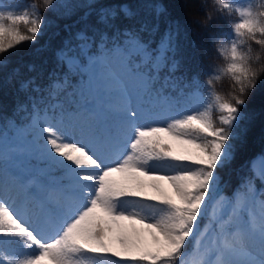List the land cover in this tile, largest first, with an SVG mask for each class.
I'll use <instances>...</instances> for the list:
<instances>
[{
	"label": "snow or ice",
	"instance_id": "1",
	"mask_svg": "<svg viewBox=\"0 0 264 264\" xmlns=\"http://www.w3.org/2000/svg\"><path fill=\"white\" fill-rule=\"evenodd\" d=\"M85 3L95 24L55 51L46 82L19 68L0 82L17 93L12 116L0 104V264H185L189 239L196 251L205 236L200 264H264V157L232 197L219 195V170L252 119L248 98L264 84V4L201 0L212 55L191 71L163 0L151 19L130 0ZM53 4L0 7V70L11 50L36 42ZM222 75L230 99L215 91ZM205 216L211 234L198 232ZM15 244L27 254L9 255Z\"/></svg>",
	"mask_w": 264,
	"mask_h": 264
},
{
	"label": "trees",
	"instance_id": "2",
	"mask_svg": "<svg viewBox=\"0 0 264 264\" xmlns=\"http://www.w3.org/2000/svg\"><path fill=\"white\" fill-rule=\"evenodd\" d=\"M28 3H35L43 9V0H26ZM96 6L101 7L118 2V0H95ZM136 7L141 9L142 19H151L150 6L155 0H130ZM168 6L169 19L177 22L180 26L178 37V58L181 59L185 68L197 71L200 65L210 62L212 49L207 45V38L201 24L207 8H201V0H163ZM247 3L256 5L264 4V0H247ZM85 0H54L53 6L44 12L45 28L35 43H26L11 50L6 59V66L0 70V82L7 79L13 69L19 68L21 78L38 75L41 82L47 74L56 69L54 59L55 51L62 46L72 34L86 29L88 25L95 24L94 12L89 15ZM160 33L165 31L167 19L160 22ZM222 25L220 21H213V28ZM227 27L226 25H222ZM21 31L25 30L20 25ZM253 56L260 53L259 45H252ZM223 66V60L213 61ZM35 68L34 72L28 71V66ZM203 79V77H201ZM215 91L224 99H230L233 92L232 82L227 75L214 84ZM16 88L14 84L4 83L0 91V104H3L5 112L12 116L14 102L16 99ZM43 108V105H41ZM247 111L252 119L246 124L247 134L234 141V159L229 166L219 170L221 177V190L226 194H232L240 185L241 180L250 176L249 165L253 157L261 155L264 157V84H257V88L248 98ZM20 123L25 122L24 114L15 117ZM257 189L261 188L260 182H256ZM212 197H210L211 199ZM210 216L203 217L198 228L209 226L212 231L215 225L210 224ZM18 249V256H23L26 251L20 244L13 245ZM29 251V250H28ZM185 264L194 254L193 238H190L186 247ZM86 264L89 262L86 261Z\"/></svg>",
	"mask_w": 264,
	"mask_h": 264
},
{
	"label": "rangeland",
	"instance_id": "3",
	"mask_svg": "<svg viewBox=\"0 0 264 264\" xmlns=\"http://www.w3.org/2000/svg\"><path fill=\"white\" fill-rule=\"evenodd\" d=\"M27 4H28V2L26 0H2V3H0V7H18V8H22V7H25ZM217 115H219V114L215 113L214 114V118ZM261 157H263V156L257 155L255 157H253L252 160H251V163L252 162H256L257 165H259L261 163ZM7 179H8L7 174L0 173V182L6 181ZM164 187H165V189H167L168 185L164 184ZM6 191L11 192V189L9 188ZM235 192H233L232 194H226L224 191L221 190L219 195H223L225 197H229L230 198V197L233 196V194ZM217 198H218V196H214V197H212L209 200V213L211 212L212 203ZM17 206H23V202L17 200ZM204 230H205V228H198V232H204ZM209 234H211L210 230H209ZM194 240H195V237H193V245H194ZM207 243H208V239H207V236H205V237L202 238L201 245L199 246V249L194 251V253H193L194 255L189 258L187 264H200L201 258H202L201 254L203 253L204 246ZM29 251H33V250H29ZM9 255L18 256V249L13 246L12 250L9 251ZM113 259H116V258L115 257H111V258L103 259V260L98 259L97 260V264H110V261L113 260ZM203 259L204 260H210V259L214 260L215 257H213L211 255H206V256L203 257Z\"/></svg>",
	"mask_w": 264,
	"mask_h": 264
}]
</instances>
